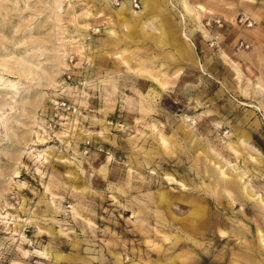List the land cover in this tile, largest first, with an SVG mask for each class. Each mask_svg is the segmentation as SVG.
Instances as JSON below:
<instances>
[{
  "label": "rangeland",
  "instance_id": "rangeland-1",
  "mask_svg": "<svg viewBox=\"0 0 264 264\" xmlns=\"http://www.w3.org/2000/svg\"><path fill=\"white\" fill-rule=\"evenodd\" d=\"M119 6L0 0V264H264V0Z\"/></svg>",
  "mask_w": 264,
  "mask_h": 264
},
{
  "label": "built area",
  "instance_id": "built-area-1",
  "mask_svg": "<svg viewBox=\"0 0 264 264\" xmlns=\"http://www.w3.org/2000/svg\"><path fill=\"white\" fill-rule=\"evenodd\" d=\"M111 2L112 5L114 6H119L121 5L123 2H127L129 3L133 8H140L141 6V0H109ZM239 21H242V18L239 19ZM244 22H246L247 26H251L252 25V21L248 20V19H244ZM219 25H221L220 21L218 20ZM242 44V43H241ZM247 46V45H246Z\"/></svg>",
  "mask_w": 264,
  "mask_h": 264
},
{
  "label": "bare ground",
  "instance_id": "bare-ground-1",
  "mask_svg": "<svg viewBox=\"0 0 264 264\" xmlns=\"http://www.w3.org/2000/svg\"><path fill=\"white\" fill-rule=\"evenodd\" d=\"M119 10H120V11H126V10H133V8H130L126 2H123V3L119 6ZM134 12H136V11H134Z\"/></svg>",
  "mask_w": 264,
  "mask_h": 264
}]
</instances>
